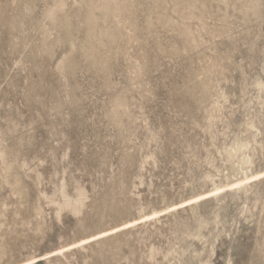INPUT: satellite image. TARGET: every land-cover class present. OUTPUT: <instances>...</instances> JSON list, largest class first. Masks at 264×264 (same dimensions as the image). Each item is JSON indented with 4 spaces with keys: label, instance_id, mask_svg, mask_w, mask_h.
<instances>
[{
    "label": "rangeland",
    "instance_id": "374dc122",
    "mask_svg": "<svg viewBox=\"0 0 264 264\" xmlns=\"http://www.w3.org/2000/svg\"><path fill=\"white\" fill-rule=\"evenodd\" d=\"M0 264H264V0H0Z\"/></svg>",
    "mask_w": 264,
    "mask_h": 264
}]
</instances>
